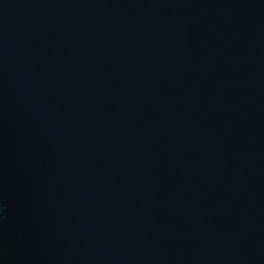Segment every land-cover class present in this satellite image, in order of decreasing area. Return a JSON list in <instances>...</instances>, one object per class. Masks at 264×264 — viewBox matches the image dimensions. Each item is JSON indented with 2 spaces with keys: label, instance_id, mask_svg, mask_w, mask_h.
Here are the masks:
<instances>
[{
  "label": "water",
  "instance_id": "1",
  "mask_svg": "<svg viewBox=\"0 0 264 264\" xmlns=\"http://www.w3.org/2000/svg\"><path fill=\"white\" fill-rule=\"evenodd\" d=\"M0 264H264V0H0Z\"/></svg>",
  "mask_w": 264,
  "mask_h": 264
}]
</instances>
